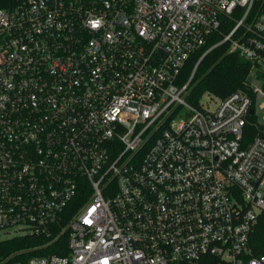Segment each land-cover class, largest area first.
<instances>
[{
	"label": "built area",
	"instance_id": "2783aa9c",
	"mask_svg": "<svg viewBox=\"0 0 264 264\" xmlns=\"http://www.w3.org/2000/svg\"><path fill=\"white\" fill-rule=\"evenodd\" d=\"M221 44L245 87L193 103ZM261 222L264 0L0 8V239L68 249L7 264H264Z\"/></svg>",
	"mask_w": 264,
	"mask_h": 264
},
{
	"label": "trees",
	"instance_id": "16d2710c",
	"mask_svg": "<svg viewBox=\"0 0 264 264\" xmlns=\"http://www.w3.org/2000/svg\"><path fill=\"white\" fill-rule=\"evenodd\" d=\"M17 0H0V8L12 7ZM221 36L214 34L209 42L199 50L188 62L184 70V76H188L198 58L206 48L219 41ZM250 71V64L237 52H228V44H221L214 47L199 63L193 79V88L190 100L196 103L207 91L218 96L225 97L230 93L244 88L245 80ZM31 235L13 236L0 239V264H7L11 261L21 260L30 255L44 253H66L67 247L59 248L49 245L45 248H31L39 242ZM63 244H66V241ZM252 244L256 254H264V222H261L252 237Z\"/></svg>",
	"mask_w": 264,
	"mask_h": 264
},
{
	"label": "rangeland",
	"instance_id": "374dc122",
	"mask_svg": "<svg viewBox=\"0 0 264 264\" xmlns=\"http://www.w3.org/2000/svg\"><path fill=\"white\" fill-rule=\"evenodd\" d=\"M12 235H14V233H13V232L9 233V234H8V235H6V236H12Z\"/></svg>",
	"mask_w": 264,
	"mask_h": 264
}]
</instances>
